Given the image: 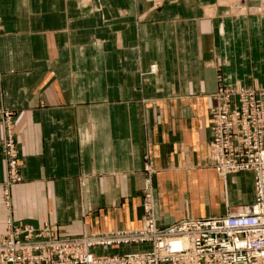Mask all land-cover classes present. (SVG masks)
Segmentation results:
<instances>
[{
	"label": "crops",
	"instance_id": "obj_1",
	"mask_svg": "<svg viewBox=\"0 0 264 264\" xmlns=\"http://www.w3.org/2000/svg\"><path fill=\"white\" fill-rule=\"evenodd\" d=\"M247 3L263 11L235 16L222 0H0V232L10 219L55 224L61 236L140 229L147 180L160 226L253 203L254 174L220 176L209 147L218 87L264 88V0ZM7 109L23 176L9 205Z\"/></svg>",
	"mask_w": 264,
	"mask_h": 264
},
{
	"label": "built area",
	"instance_id": "obj_2",
	"mask_svg": "<svg viewBox=\"0 0 264 264\" xmlns=\"http://www.w3.org/2000/svg\"><path fill=\"white\" fill-rule=\"evenodd\" d=\"M216 100L211 109L212 165L222 177L252 172L253 203L229 208L217 218H187L168 226L157 224L149 206L140 230L81 236H61L49 223L37 227L10 219L8 231L0 233V264H264V89L223 87ZM6 143L10 177L18 179L15 141L8 137ZM146 169L151 172L150 165ZM123 246L138 248L96 252Z\"/></svg>",
	"mask_w": 264,
	"mask_h": 264
},
{
	"label": "rangeland",
	"instance_id": "obj_3",
	"mask_svg": "<svg viewBox=\"0 0 264 264\" xmlns=\"http://www.w3.org/2000/svg\"><path fill=\"white\" fill-rule=\"evenodd\" d=\"M222 1H223V3L226 6H228L231 9L230 11H232L233 15H235V16H245V15H249L252 12H256V11L261 12V11H263V8L260 9V8H253V7L249 6L248 3H247V0H222ZM151 70L153 71V66H152ZM236 86L244 87L242 85L226 86V85H222L221 84L218 87V89H217V91H216V93L214 95L215 104L213 105V107L217 104L216 94L220 91L221 88H223V87H236ZM244 88L253 89V88H250V87H244ZM261 89H264V88H258V89H253V90H261ZM7 113L10 115V119L6 117ZM210 113H211V110H210ZM13 118H14V111H11L9 109H7V111H3L2 124L5 127L6 132H5V137H4V140H3V143H2V152H3L4 158H5L6 173H7L6 180L3 183V188H4V198H5L6 205L7 204L9 205L10 200H11V187L23 182V176H22V171H21L22 165H21V161H20V158H19V150H18V147H17L16 135H15V132H14V119ZM6 119H8L10 121H7ZM7 122H10V123H7ZM211 123H212V121H211ZM8 137H11L15 141V145H16V148H17V151H16V154H17V158H16L17 165H16V167H17V171H18L19 177H20L18 179H13V178L10 177L12 167L10 165L9 155L7 154V151H6L7 150V147H6L7 143L6 142H8ZM240 173H251V172L246 171V172H240ZM240 173H236V174H233V175H237V174H240ZM253 188H254V193H255L254 176H253ZM144 191H145L144 192L145 218H146V214H147L146 209H147V207L150 206L154 210L155 219H156V212H155L154 198H153V188H152V184H151L150 180L145 181V189H144ZM229 208L235 209V207H229ZM145 218H144V224H145ZM156 222H157V220H156ZM18 224H20V223H18ZM44 224H47V222L44 223ZM49 224H51V223H49ZM144 224H143V227H144ZM51 225H55V224H51ZM40 226H42V225H40ZM55 226H57V225H55ZM37 227H39V226H37ZM142 228H140V229H142ZM140 229H136V230H140ZM7 231H8V226H7V229L4 232H7ZM118 231H122V230H118ZM4 232H0V233H4ZM84 234H106V233H83V234L76 235V236H81V235H84ZM97 249H99V248H97ZM116 249H119V248H116ZM102 250H104V249H102ZM111 250H115V249H111ZM104 251H106V250H104ZM117 253H119V252H112V253H107V254H117ZM99 254H105V253H99Z\"/></svg>",
	"mask_w": 264,
	"mask_h": 264
}]
</instances>
